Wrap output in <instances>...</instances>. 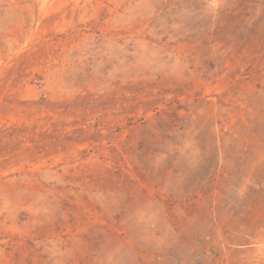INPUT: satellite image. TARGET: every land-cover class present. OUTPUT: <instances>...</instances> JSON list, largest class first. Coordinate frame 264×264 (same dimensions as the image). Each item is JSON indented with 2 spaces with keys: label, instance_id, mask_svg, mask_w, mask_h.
Listing matches in <instances>:
<instances>
[{
  "label": "rangeland",
  "instance_id": "1",
  "mask_svg": "<svg viewBox=\"0 0 264 264\" xmlns=\"http://www.w3.org/2000/svg\"><path fill=\"white\" fill-rule=\"evenodd\" d=\"M0 264H264V0H0Z\"/></svg>",
  "mask_w": 264,
  "mask_h": 264
}]
</instances>
